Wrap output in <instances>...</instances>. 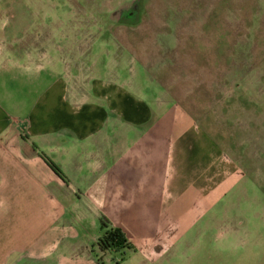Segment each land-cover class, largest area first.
Returning a JSON list of instances; mask_svg holds the SVG:
<instances>
[{"label":"crops","instance_id":"1","mask_svg":"<svg viewBox=\"0 0 264 264\" xmlns=\"http://www.w3.org/2000/svg\"><path fill=\"white\" fill-rule=\"evenodd\" d=\"M251 16L259 34L245 57L236 62L233 52L228 64L236 79L264 81V0H253ZM242 23L233 29L241 32ZM38 41L0 40V264H101L93 253L103 228L84 219V204L122 227L137 264L156 261L220 200L239 169L187 110L112 86L94 93L86 73L62 71L67 56L51 60ZM223 43L220 36L221 53ZM226 64L218 79H227Z\"/></svg>","mask_w":264,"mask_h":264},{"label":"rangeland","instance_id":"2","mask_svg":"<svg viewBox=\"0 0 264 264\" xmlns=\"http://www.w3.org/2000/svg\"><path fill=\"white\" fill-rule=\"evenodd\" d=\"M131 1L0 0V40L31 35L51 60L67 56L70 64L65 70L61 65L62 71L86 73L94 93L112 86L152 105L187 110L216 152L239 169L210 211L170 240L161 258L145 264H264V81L236 79L240 75L228 64L233 52L236 62L245 57L259 34L251 25L253 0H143L142 12L127 25L116 11ZM241 23L244 29L236 32ZM220 36L227 47L236 37L225 53L217 48ZM225 64L227 79H218ZM68 193L57 192L62 198ZM81 210L87 221L98 220L103 235L113 228L125 233L105 213L93 217L85 204ZM132 231L142 228L131 225ZM125 250L122 263L137 264L134 250ZM104 254L99 246L93 253L101 264H110Z\"/></svg>","mask_w":264,"mask_h":264},{"label":"flooded vegetation","instance_id":"3","mask_svg":"<svg viewBox=\"0 0 264 264\" xmlns=\"http://www.w3.org/2000/svg\"><path fill=\"white\" fill-rule=\"evenodd\" d=\"M143 0H132L130 3L123 4L120 9L116 11L118 21H121L127 25H133L131 19H135L142 12ZM115 13V14H116ZM131 23V24H130ZM126 248H131V244L125 243L121 248L113 247L111 253L113 254L114 264H122L124 255L126 254Z\"/></svg>","mask_w":264,"mask_h":264},{"label":"trees","instance_id":"4","mask_svg":"<svg viewBox=\"0 0 264 264\" xmlns=\"http://www.w3.org/2000/svg\"><path fill=\"white\" fill-rule=\"evenodd\" d=\"M55 169L57 170L58 168L56 167ZM57 171L60 172L59 169ZM125 243H129V241L121 229L113 228L99 239L98 246L103 253H106L110 252L113 247L121 248Z\"/></svg>","mask_w":264,"mask_h":264}]
</instances>
